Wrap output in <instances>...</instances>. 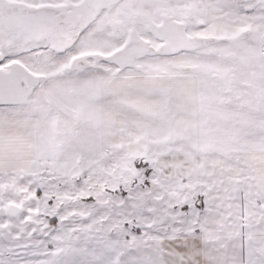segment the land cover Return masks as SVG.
<instances>
[{"label":"snow or ice","instance_id":"snow-or-ice-1","mask_svg":"<svg viewBox=\"0 0 264 264\" xmlns=\"http://www.w3.org/2000/svg\"><path fill=\"white\" fill-rule=\"evenodd\" d=\"M0 264H264V0H0Z\"/></svg>","mask_w":264,"mask_h":264}]
</instances>
